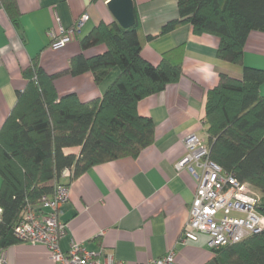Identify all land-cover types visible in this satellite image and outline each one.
Masks as SVG:
<instances>
[{"label": "crops", "instance_id": "0c3cea01", "mask_svg": "<svg viewBox=\"0 0 264 264\" xmlns=\"http://www.w3.org/2000/svg\"><path fill=\"white\" fill-rule=\"evenodd\" d=\"M108 1L15 0L19 12L15 23L0 0V128L16 102V91L25 87L22 71L32 59L54 76L59 96L75 93L84 103L101 98L116 77V68L99 85L90 72L73 76L68 71L77 54L91 57L106 49L100 44L82 50L80 41L98 24L114 21ZM132 1L143 37L157 35L165 23L179 17L177 0ZM83 13L88 18L75 38L52 49L48 32H57L60 25L70 27ZM218 45L217 36L194 34L188 23L144 41L141 56L155 66L164 53L178 48L167 58L181 63L182 75L163 91L138 102V113L150 117L155 125L150 146L137 157L98 164L77 178L61 179L69 185V200L59 216L66 223L59 239L62 251L75 242L97 252L102 262L112 255L125 264H143L173 249L176 264L208 263L212 252L203 238L180 242L197 181L187 169H177L176 163L185 153V136L195 133L207 142V92L218 85L220 73L240 77L243 65L264 70V32L248 34L243 65L218 58ZM259 91L264 94V82ZM78 151L77 147L65 149L66 153ZM5 253L6 264H53L43 244L17 241Z\"/></svg>", "mask_w": 264, "mask_h": 264}, {"label": "trees", "instance_id": "16d2710c", "mask_svg": "<svg viewBox=\"0 0 264 264\" xmlns=\"http://www.w3.org/2000/svg\"><path fill=\"white\" fill-rule=\"evenodd\" d=\"M179 17L165 23L157 35L141 34L138 18L129 28L117 21L100 23L80 41L82 50L106 49L70 60L73 76L90 72L99 85L109 72L118 73L100 99L84 103L75 93L59 96L54 76L32 59L22 71L25 87L0 128V250L17 242L13 228L27 205L52 195L61 171L74 179L89 168L109 161L137 157L154 142L155 125L137 111L138 102L163 91L182 75L181 63L163 54L155 66L141 56L145 40L188 23L193 33L219 38L217 57L243 65L244 44L251 31L264 32V0H177ZM17 23L15 0H3ZM264 70L243 65L240 77L220 73L218 85L207 92L205 122L211 158L224 171L248 183L259 195L264 215ZM77 147L78 153L65 149ZM67 184V183H66ZM207 264H264V230L235 243L210 250Z\"/></svg>", "mask_w": 264, "mask_h": 264}, {"label": "built area", "instance_id": "2783aa9c", "mask_svg": "<svg viewBox=\"0 0 264 264\" xmlns=\"http://www.w3.org/2000/svg\"><path fill=\"white\" fill-rule=\"evenodd\" d=\"M83 13L70 27L59 26L57 32L49 31L50 47L60 49L73 40L87 20ZM185 153L176 163L177 169H187L196 179L197 186L191 201L180 242H198L204 239L212 250L235 244L248 236L264 230V215L257 209L259 195L246 182L239 181L233 173L224 171L210 156L207 142L191 133L183 138ZM71 169L61 171L69 177ZM69 200V185L56 183L51 196L40 203L24 207L13 236L19 242L43 244L49 251L53 264H125L107 255L104 262L98 253L89 251L78 243H71L67 251L59 247V239L66 231V223L59 220L62 206ZM2 210L0 208V220ZM0 264H6L5 249L0 250ZM143 264H176L175 253L165 254Z\"/></svg>", "mask_w": 264, "mask_h": 264}, {"label": "water", "instance_id": "95a60500", "mask_svg": "<svg viewBox=\"0 0 264 264\" xmlns=\"http://www.w3.org/2000/svg\"><path fill=\"white\" fill-rule=\"evenodd\" d=\"M107 7L114 20L123 28H129L135 23L134 5L132 0H109Z\"/></svg>", "mask_w": 264, "mask_h": 264}]
</instances>
